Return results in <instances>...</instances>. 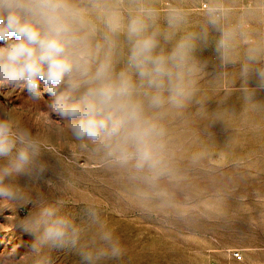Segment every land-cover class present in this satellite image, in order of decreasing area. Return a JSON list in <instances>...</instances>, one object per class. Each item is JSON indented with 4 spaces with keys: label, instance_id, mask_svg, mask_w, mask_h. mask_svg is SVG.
<instances>
[{
    "label": "clouds",
    "instance_id": "9594fccd",
    "mask_svg": "<svg viewBox=\"0 0 264 264\" xmlns=\"http://www.w3.org/2000/svg\"><path fill=\"white\" fill-rule=\"evenodd\" d=\"M0 0V89H20L68 126L70 140L81 150L102 155L113 167L158 177L165 167L169 111L199 105L194 53L209 44L210 32L220 33L216 52L230 63L234 34L221 24L223 9L207 11L199 32L171 35L185 23L182 9L160 11L151 0ZM255 76L264 89V50L249 46L241 63L240 89L253 100L248 87ZM38 135L17 123L0 107V203L13 208L35 203L22 226L34 239L29 250L0 253V264H52L53 250L69 249L79 264H109L124 248L100 209L85 204L77 223L66 203L34 202L18 182L38 179L47 169ZM51 186V182H49Z\"/></svg>",
    "mask_w": 264,
    "mask_h": 264
},
{
    "label": "rangeland",
    "instance_id": "374dc122",
    "mask_svg": "<svg viewBox=\"0 0 264 264\" xmlns=\"http://www.w3.org/2000/svg\"><path fill=\"white\" fill-rule=\"evenodd\" d=\"M122 2L129 10L127 0ZM151 2L167 32V9L185 13V23L171 35L172 41L204 28L213 7L224 10L221 24L234 34L230 63L218 57L217 31L210 32L208 45L197 47L200 104L167 113L162 173H134L81 150L70 140L67 124L48 109L49 93H43L46 101H34L20 89L3 88L0 107L38 135L45 149L43 175L20 177L18 182L34 202L63 199L77 223L83 222L85 204L98 207L124 248L123 256L109 264H264V89L251 76L253 100L240 91L246 49L264 50V0ZM35 207L0 203V253L15 250L23 255L29 250L34 237L22 221ZM50 256L52 264H79L69 249L53 250ZM19 264L30 261L22 257Z\"/></svg>",
    "mask_w": 264,
    "mask_h": 264
},
{
    "label": "built area",
    "instance_id": "2783aa9c",
    "mask_svg": "<svg viewBox=\"0 0 264 264\" xmlns=\"http://www.w3.org/2000/svg\"><path fill=\"white\" fill-rule=\"evenodd\" d=\"M236 256H241L240 253L238 251L235 252Z\"/></svg>",
    "mask_w": 264,
    "mask_h": 264
}]
</instances>
